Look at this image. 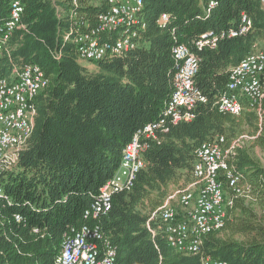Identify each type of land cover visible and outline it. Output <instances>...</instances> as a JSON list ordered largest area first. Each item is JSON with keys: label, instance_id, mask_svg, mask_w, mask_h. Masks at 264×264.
<instances>
[{"label": "trees", "instance_id": "16d2710c", "mask_svg": "<svg viewBox=\"0 0 264 264\" xmlns=\"http://www.w3.org/2000/svg\"><path fill=\"white\" fill-rule=\"evenodd\" d=\"M12 1L0 0V26ZM19 1L22 28L12 32L0 52V78L31 64L40 67L48 85L35 97L26 147L0 178V264H56L63 235L90 223L84 212L117 171L123 147L163 112L173 91L176 44L187 45L199 57L195 84L207 102L195 106L190 122L157 134L132 189L114 194L111 209L97 224L115 248L114 264H201L202 258L264 264V166L251 153L255 147L264 152V100L260 111L243 102L237 116L213 106L228 69L264 40L259 0H142L140 46L93 69L78 61L72 35L65 36L72 12L93 27L100 7L90 0L76 5L70 0ZM162 13L170 19L159 27ZM241 14L252 21L248 34L224 38L215 49H194L192 41L203 33L236 29ZM218 136L226 147L235 142L229 166L246 195L234 200L223 228L206 235L197 254L178 253L158 224L149 222L150 215L172 193L171 186L191 176L194 151Z\"/></svg>", "mask_w": 264, "mask_h": 264}, {"label": "built area", "instance_id": "2783aa9c", "mask_svg": "<svg viewBox=\"0 0 264 264\" xmlns=\"http://www.w3.org/2000/svg\"><path fill=\"white\" fill-rule=\"evenodd\" d=\"M70 1L77 4V0ZM90 1L101 8L95 25L87 26L76 12H72L70 34L65 36L68 39L72 35L79 62L94 65L123 56L140 46V31L145 28L142 0ZM213 5L211 1L209 6ZM259 5L264 24V0H259ZM22 11L19 0L10 3L8 19L0 26V52L12 32L22 28ZM169 19V14L162 13L156 24L163 27ZM251 29V19L241 14L236 29L217 34L203 33L192 44L196 51L215 49L220 40L246 35ZM172 54L175 67L173 91L161 116L138 129L123 147L117 171L100 188L84 212L83 219L90 223L72 227L63 235L56 264H114L115 248L101 232L97 220L111 209L114 194L132 189L136 175L144 167L143 154L157 139V134L167 132L169 125L190 122L194 118L195 106L207 102L195 84L199 57L185 44H176ZM47 85L44 72L31 64L14 69L10 78H0V178L14 168L20 152L26 147L33 128L35 97ZM263 100L264 51L256 49L228 69L224 89L215 98L213 106L221 113L237 116L243 110V102L260 111ZM224 143L221 136L202 143L194 151L192 183L172 192L150 215L149 222L158 224L168 246L178 253L197 254L204 237L223 228L234 200L246 195V188L239 184L238 176L229 166L235 142L228 147ZM2 197L0 185V199ZM14 219L20 221L18 215ZM147 228L152 235L156 234L148 223ZM32 232L37 233L38 230L33 229ZM201 264L227 263L202 258Z\"/></svg>", "mask_w": 264, "mask_h": 264}, {"label": "rangeland", "instance_id": "374dc122", "mask_svg": "<svg viewBox=\"0 0 264 264\" xmlns=\"http://www.w3.org/2000/svg\"><path fill=\"white\" fill-rule=\"evenodd\" d=\"M257 50H260V51H264V40L262 42H260L259 44H257ZM82 64L84 66H86L88 69H93V67H91L87 62H82ZM252 155L261 162V164L264 166V152L262 151L261 148L259 147H255L253 150H252ZM192 183V178L191 176L189 175L188 177H183L181 178L179 184L175 187V186H171V192H174V191H177V190H180V189H183V188H186L188 187L190 184ZM174 204H176V202H174ZM179 208V207H178ZM235 238L239 239L240 237L239 236H235Z\"/></svg>", "mask_w": 264, "mask_h": 264}, {"label": "crops", "instance_id": "0c3cea01", "mask_svg": "<svg viewBox=\"0 0 264 264\" xmlns=\"http://www.w3.org/2000/svg\"><path fill=\"white\" fill-rule=\"evenodd\" d=\"M91 67H94V65H90Z\"/></svg>", "mask_w": 264, "mask_h": 264}]
</instances>
